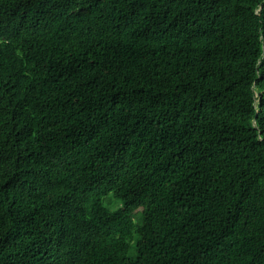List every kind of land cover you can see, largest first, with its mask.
Instances as JSON below:
<instances>
[{
    "label": "trees",
    "instance_id": "1",
    "mask_svg": "<svg viewBox=\"0 0 264 264\" xmlns=\"http://www.w3.org/2000/svg\"><path fill=\"white\" fill-rule=\"evenodd\" d=\"M0 264H264V0H0Z\"/></svg>",
    "mask_w": 264,
    "mask_h": 264
},
{
    "label": "rangeland",
    "instance_id": "2",
    "mask_svg": "<svg viewBox=\"0 0 264 264\" xmlns=\"http://www.w3.org/2000/svg\"><path fill=\"white\" fill-rule=\"evenodd\" d=\"M256 92H257V91H256ZM107 197H112V196H111L110 194H108ZM118 205H120V204L117 203V202L114 203V207H116V206H118ZM135 219L138 220V217L136 216Z\"/></svg>",
    "mask_w": 264,
    "mask_h": 264
},
{
    "label": "bare ground",
    "instance_id": "3",
    "mask_svg": "<svg viewBox=\"0 0 264 264\" xmlns=\"http://www.w3.org/2000/svg\"><path fill=\"white\" fill-rule=\"evenodd\" d=\"M28 225V224H27Z\"/></svg>",
    "mask_w": 264,
    "mask_h": 264
}]
</instances>
